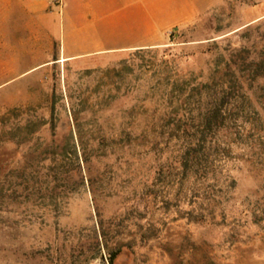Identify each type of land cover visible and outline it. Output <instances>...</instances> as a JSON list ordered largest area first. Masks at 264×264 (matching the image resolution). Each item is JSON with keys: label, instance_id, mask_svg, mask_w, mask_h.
Listing matches in <instances>:
<instances>
[{"label": "rangeland", "instance_id": "rangeland-1", "mask_svg": "<svg viewBox=\"0 0 264 264\" xmlns=\"http://www.w3.org/2000/svg\"><path fill=\"white\" fill-rule=\"evenodd\" d=\"M61 7L0 0V264H264V0L84 63Z\"/></svg>", "mask_w": 264, "mask_h": 264}, {"label": "crops", "instance_id": "crops-1", "mask_svg": "<svg viewBox=\"0 0 264 264\" xmlns=\"http://www.w3.org/2000/svg\"><path fill=\"white\" fill-rule=\"evenodd\" d=\"M204 6L208 0H62L59 59L103 61L157 45L163 31L193 21Z\"/></svg>", "mask_w": 264, "mask_h": 264}, {"label": "bare ground", "instance_id": "bare-ground-1", "mask_svg": "<svg viewBox=\"0 0 264 264\" xmlns=\"http://www.w3.org/2000/svg\"><path fill=\"white\" fill-rule=\"evenodd\" d=\"M65 59H61L60 61H64Z\"/></svg>", "mask_w": 264, "mask_h": 264}]
</instances>
